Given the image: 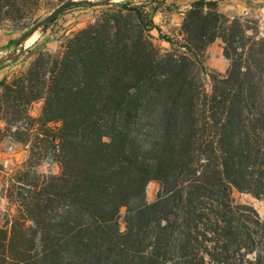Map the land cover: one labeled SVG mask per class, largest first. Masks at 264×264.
<instances>
[{"label":"trees","instance_id":"1","mask_svg":"<svg viewBox=\"0 0 264 264\" xmlns=\"http://www.w3.org/2000/svg\"><path fill=\"white\" fill-rule=\"evenodd\" d=\"M219 1L193 0L174 36L143 3L109 6L0 80V152L25 151L0 158V264H264V218L232 197L264 199V31ZM39 5L0 0V27ZM217 39L224 73L204 61Z\"/></svg>","mask_w":264,"mask_h":264},{"label":"rangeland","instance_id":"2","mask_svg":"<svg viewBox=\"0 0 264 264\" xmlns=\"http://www.w3.org/2000/svg\"><path fill=\"white\" fill-rule=\"evenodd\" d=\"M65 0H40V5L33 17L29 20L27 27L18 30H8L0 27V80L3 77H10L18 70L24 68L30 61L32 54L30 50L46 47L56 50L61 42L71 36L77 30L83 28L87 23L98 15L102 10L112 5H118L125 1L135 4L143 3L145 10L153 15L154 23L160 28L162 34L168 36L177 35L182 21L181 12L183 10V0H88L93 2L107 1L98 3L94 6H68L53 21L46 26L39 27L33 34L26 37L23 42L18 43V39L28 28L37 21L44 18L54 8ZM219 9L228 15H240L249 13L258 18L259 27L264 31V0H220ZM155 44L160 48H167L168 43L159 39V32L151 30ZM16 46V48H15ZM205 64L211 69L224 73L228 67V61L222 55V42L220 39L210 44L205 51ZM206 88L210 87L209 77L205 78ZM41 107V102H34L30 106V113L36 116ZM0 158L6 160V164L13 161L21 162L25 156L22 148L11 150L8 144L1 145ZM44 172H57L58 168L54 162L47 160L40 166ZM159 185L156 181L148 182L146 186V200L152 202L156 199ZM232 197L237 204H245L253 207L261 218H264V199L256 198L249 193L233 190ZM124 213L121 210L119 219L120 228L124 229Z\"/></svg>","mask_w":264,"mask_h":264},{"label":"water","instance_id":"3","mask_svg":"<svg viewBox=\"0 0 264 264\" xmlns=\"http://www.w3.org/2000/svg\"><path fill=\"white\" fill-rule=\"evenodd\" d=\"M88 0H65L61 4H59L56 8H54L49 14H47L44 18L37 21L34 25H32L28 30L24 32V34L18 39V43L23 42V40L33 34L39 27L43 26L44 24H48L53 21L64 9L68 6H77L81 5ZM108 1V0H107ZM106 1V2H107Z\"/></svg>","mask_w":264,"mask_h":264},{"label":"crops","instance_id":"4","mask_svg":"<svg viewBox=\"0 0 264 264\" xmlns=\"http://www.w3.org/2000/svg\"><path fill=\"white\" fill-rule=\"evenodd\" d=\"M184 1V4H183V6H181V7H183V10H182V12H181V15L183 16V13H184V11H186L189 7H190V3L193 1V0H183ZM154 18V17H153Z\"/></svg>","mask_w":264,"mask_h":264}]
</instances>
